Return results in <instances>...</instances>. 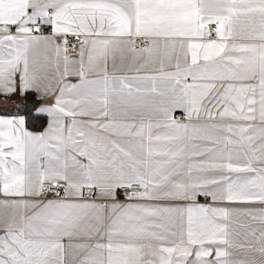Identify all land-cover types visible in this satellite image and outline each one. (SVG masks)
Returning <instances> with one entry per match:
<instances>
[{
  "label": "snow or ice",
  "instance_id": "1",
  "mask_svg": "<svg viewBox=\"0 0 264 264\" xmlns=\"http://www.w3.org/2000/svg\"><path fill=\"white\" fill-rule=\"evenodd\" d=\"M0 264H264V0H0Z\"/></svg>",
  "mask_w": 264,
  "mask_h": 264
}]
</instances>
